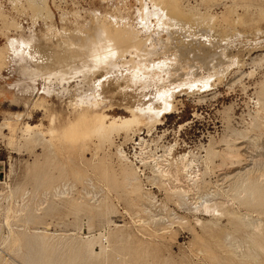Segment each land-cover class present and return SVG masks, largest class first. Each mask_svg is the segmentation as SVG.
I'll return each mask as SVG.
<instances>
[{
  "label": "rangeland",
  "instance_id": "1",
  "mask_svg": "<svg viewBox=\"0 0 264 264\" xmlns=\"http://www.w3.org/2000/svg\"><path fill=\"white\" fill-rule=\"evenodd\" d=\"M141 1L144 19L136 13L137 0H46L52 18L45 19L26 0H0V264H25L31 252H39L46 264H264V0H178L185 13L214 18V30L202 25L190 29L177 22L179 27L176 19L161 26L158 9ZM104 8L120 25L121 11L130 16L135 37H141L148 52L136 57L132 47L110 41L105 46L97 36V18H92L100 17ZM64 21H83L85 36L76 31L65 34ZM61 34L71 35L65 41ZM101 44L117 46L119 58L116 55L110 64L97 61L101 58L95 50H103ZM41 49L51 56L41 54ZM71 51L78 53L74 59ZM180 51L186 56L182 58ZM79 53L84 64L77 61ZM121 56L132 57V62L137 58V64L146 62V67L157 58L166 59L173 74L153 83L151 72L140 70L142 83H131L134 73L125 78L123 74L133 63H121ZM92 64L99 66L97 71ZM166 92L175 96L169 113L162 110ZM95 98L102 100L96 108L107 122L128 118L126 106L135 108L138 122L101 137L82 123L77 135H69L73 129L67 127L77 121L83 102ZM121 151L131 162L121 159ZM153 154L161 155L158 162L167 171L164 175L153 166ZM182 154L186 160L180 159ZM138 156L145 157L143 163ZM180 161L197 172L194 186ZM122 168L136 178L131 185ZM204 203L215 210L206 212ZM36 229L50 232L43 239L49 248L40 250L26 240ZM91 235L96 237L95 253L80 255L74 243ZM99 246H105V253Z\"/></svg>",
  "mask_w": 264,
  "mask_h": 264
},
{
  "label": "bare ground",
  "instance_id": "2",
  "mask_svg": "<svg viewBox=\"0 0 264 264\" xmlns=\"http://www.w3.org/2000/svg\"><path fill=\"white\" fill-rule=\"evenodd\" d=\"M148 1V3H151L152 4V6L154 7V8H156V9H158V12H159V14L162 16V17H160V18H158L159 20H160V23H161V26H162V24H163V26H165V25H167L168 23L169 24H172L171 22H172V20L174 19H176V21H174V23H177V22H180L181 24L180 25H185V27H188V28H190V29H192V28H195L196 26L198 27V26H200V25H202V26H204L203 28L204 29H209V30H214L215 28H216V24H215V22H214V18H211V17H202L201 16V14L200 15H194V14H191V13H185L183 10H181V8H180V6H179V1L178 0H147ZM26 2H27V5H28V7L32 10V11H34V12H36V11H39V13L41 14L40 16L42 17V18H45V19H51L52 18V15H51V12H50V10L48 9V6H47V3H46V0H26ZM137 2L139 3V5H140V7H137L136 8V13H138L137 15L139 16V17H141L142 18V16H144V13L146 12L144 9H145V7H144V9L142 8V4L144 5V2L142 3V1L141 0H137ZM150 4V5H151ZM105 7H106V5H105ZM116 11L118 10V9H115ZM143 10L145 11L144 13H143ZM112 11H113V9H112ZM107 11H106V8H104L103 9V12H102V15L100 16V17H92V18H97V19H94V20H96V22L94 23L95 24V28H97L98 30H99V34L98 33H96V32H94L95 30L98 32V30L97 29H95L94 31H93V33L91 32L92 30H91V28H90V32L92 33V34H94V33H96V35L98 36V38H99V36H100V38L99 39H102L103 41H110V44H111V42L113 43V44H115V45H118V44H120V45H123V46H129V47H132V48H134V50H135V53H133V54H135L134 56H136L137 54L138 55H140V54H144L145 52H148V50H147V48L146 49H143V45L144 44H142L143 42L142 41H140V38L138 39V36H137V38L135 37L136 35H135V33H136V31L134 30V26H132V24H131V22H132V20H131V22H129L130 21V19H131V17L130 16H127L126 14V16L124 17V15L122 14V12L123 11H121V13H120V11H118V13H120V14H118L119 15V17H120V20H122L124 23L123 24H121L120 25V23L119 24H117L118 22H116V23H114L113 21H111V19L108 17V15H107V13H106ZM157 12V11H156ZM74 13V12H73ZM76 13V12H75ZM117 13V12H116ZM155 13V12H154ZM127 14H129V13H127ZM96 15V14H95ZM117 15V14H116ZM65 16V15H64ZM68 16V15H67ZM92 16V15H91ZM94 16V15H93ZM134 16H135V14H134ZM137 16V17H138ZM146 16V15H145ZM156 16V15H155ZM89 17H90V15H89ZM111 17V16H110ZM130 17V18H129ZM158 17V16H157ZM112 18H114V17H112ZM136 18V17H135ZM141 18H139L140 20H142V19H144V17L141 19ZM81 19H83V18H81ZM146 19V18H145ZM150 19V18H149ZM90 20V19H89ZM93 20V19H92ZM113 20V19H112ZM154 20H155V18H154ZM86 21V20H85ZM158 21V20H157ZM142 22H143V20H142ZM156 22V21H155ZM237 22V21H236ZM86 23V22H85ZM133 23V22H132ZM145 23V22H144ZM174 23H173V25H174ZM234 23V22H233ZM92 24V23H91ZM168 24V25H169ZM85 25V24H84ZM90 25V24H89ZM182 25V26H183ZM160 26V25H159ZM170 26V25H169ZM168 26V27H169ZM172 26V25H171ZM176 26H179L178 25V23H177V25ZM167 27V26H166ZM180 27V26H179ZM196 27V28H197ZM206 27V28H205ZM137 28V27H136ZM135 28V29H136ZM170 28V27H169ZM172 28V27H171ZM174 28V27H173ZM176 28V27H175ZM187 28V29H188ZM202 28V27H201ZM83 29V21L81 22V23H79V22H70V23H68V21L66 22V21H64V23H63V26H62V30L61 31H63L65 34H66V32H68V33H72V32H78V34L80 35L82 32H81V30ZM86 29V28H85ZM138 29V28H137ZM181 30H185L186 28H180ZM198 29H200V28H198ZM206 29V30H207ZM183 30V31H184ZM195 30V29H194ZM86 31H87V29H86ZM88 31H89V29H88ZM135 31V32H134ZM225 31V30H224ZM79 32H81V33H79ZM137 32H139L138 30H137ZM61 33V32H60ZM63 33V34H64ZM67 33V34H68ZM89 33V32H88ZM192 33V32H191ZM193 33H195V32H193ZM193 33H192V35H193ZM220 33H222V36H223V34L225 33V32H223L222 30H220ZM84 34V35H83ZM69 35H71V34H69ZM68 35V36H69ZM74 36L73 37H75V36H77L76 34H73ZM82 35L83 36H85V33H82ZM138 35H140L139 33H138ZM191 35V34H190ZM195 35H196V33H195ZM227 35V34H226ZM56 37H57V35H55ZM61 38L60 39H65V41L68 39V38H70V36L68 37L67 36V38H65V37H63V35L61 34ZM65 36V35H64ZM87 36V35H86ZM96 36V37H97ZM78 37V36H77ZM88 37H89V35H88ZM95 37V36H94ZM198 37V36H197ZM82 38H84V37H82ZM209 38V37H208ZM222 38V37H221ZM225 38V37H224ZM57 39V38H56ZM63 39V40H64ZM76 39V38H75ZM75 39H74V41H75ZM85 39H87L86 37H85ZM58 40V39H57ZM79 40V39H78ZM91 40H93V38L91 39ZM95 40H98V39H96V38H94V41ZM101 40V41H102ZM142 40V39H141ZM144 40V39H143ZM52 41H54V40H52ZM50 42V43H52V45L50 44V46H53V43L54 42ZM58 41H61V40H58ZM64 41V42H65ZM69 41V40H68ZM67 41V42H68ZM72 41H73V39H72ZM71 41V42H72ZM84 41V40H83ZM100 41V42H101ZM65 43V44H68V43ZM76 42V41H75ZM79 42H81V39H80V41ZM85 42V41H84ZM83 42V43H84ZM89 42H90V40H89ZM89 42L87 43V45L89 44ZM92 43H93V41H91ZM97 42V41H96ZM105 42L103 43V45L105 44ZM147 42V41H146ZM59 43H62L63 44V42H59ZM72 43H74V42H72ZM72 43H71V45H72ZM82 43V44H83ZM98 43V42H97ZM107 43H108V45H110L109 44V42H106V44H105V46L107 45ZM56 44H57V41H56ZM70 44V43H69ZM91 44V43H90ZM93 44H95V43H93ZM146 44V43H145ZM48 45V44H47ZM61 45V44H60ZM78 46V48H79V45L78 44H75V46ZM80 45H81V43H80ZM96 45H98V44H96ZM102 44H101V48H102V46H103ZM115 45H113V47H114V49L112 48V47H105V46H103L104 48H103V50H101V49H97V50H95L94 52H95V56H99L100 58H101V60H97V61H99V62H101V63H103V62H107V63H109V62H111V61H114V60H116L115 58H116V55L119 53V51H118V53H116L115 54V50H116V48H118L117 46H115ZM120 45H118V46H120ZM56 46V45H55ZM54 46V47H55ZM66 47H67V45H65ZM73 47H74V45H72ZM71 46V47H72ZM84 46V45H83ZM82 46V47H83ZM94 46V45H93ZM99 46V45H98ZM53 47V48H54ZM58 47H59V45H58ZM57 47V48H58ZM62 48H64L63 47V45L61 46ZM71 47L69 48V46H68V51L71 49ZM81 47V48H82ZM91 47V46H90ZM97 47V46H96ZM116 47V48H115ZM121 48H122V46H120ZM120 47H119V50H121L120 49ZM146 47V46H145ZM77 48V49H78ZM128 48V47H127ZM59 49V48H58ZM57 49V50H58ZM61 49V48H60ZM76 49V48H75ZM84 49V48H83ZM87 49V48H86ZM149 49V48H148ZM153 49V48H152ZM64 50V49H63ZM71 50H73V48L71 49ZM88 50V49H87ZM86 50V51H87ZM93 50V49H92ZM126 50V49H125ZM129 50V49H128ZM150 50H151V48H150ZM41 51H42V53L41 54H43L44 56H46V57H50L51 56V53L50 52H48L47 50H43V49H41ZM65 51V50H64ZM78 51V50H77ZM76 51V52H77ZM80 51V50H79ZM123 51V50H122ZM130 51H133L131 48H130ZM130 51H127V52H130ZM63 52V51H62ZM71 52H73V51H71ZM76 52H73V59H74V56H75V54L74 53H76ZM82 53H83V51H81ZM126 52V51H125ZM124 52V53H125ZM127 52H126V54H127ZM184 52V51H183ZM185 52H186V50H185ZM54 53V52H53ZM56 53V52H55ZM64 54L66 53V52H63ZM90 52H88V54H89ZM123 53V54H124ZM149 53H151L150 51H149ZM149 53H147L148 55H149ZM179 53H181V51L179 52ZM57 54V53H56ZM67 54V53H66ZM69 54V53H68ZM67 54V55H68ZM70 54H72V53H70ZM69 54V55H70ZM77 55H78V53H76ZM88 54L86 53V55H87V57H88ZM94 54V53H93ZM120 54V53H119ZM122 54V55H123ZM129 54V53H128ZM142 54V55H143ZM182 54L183 53H181L180 55L182 56ZM185 54V53H184ZM183 54V56H186V55H184ZM0 55H2L1 53H0ZM58 55V54H57ZM85 55V54H84ZM125 55V54H124ZM123 55V56H124ZM132 55V54H131ZM141 55V56H142ZM146 55V54H145ZM62 56V55H61ZM71 57H72V55H70ZM68 57V58H71V57ZM91 56V55H90ZM94 56V55H93ZM93 56H91V57H93ZM94 56V57H95ZM118 56V55H117ZM123 56H121L120 58H121V63H127V64H130V63H133V65H132V67H129V69H131L130 71H128V73L126 74H123V77L125 78L126 76H128V75H130L131 76V74H133L134 73V75H132V79L130 78V76L127 78V79H131V83H136V82H141V81H143L144 79H142V76L144 75V74H141V75H139V71L140 70H143V72L144 71H146L147 73L150 71L151 72V75H150V77H152V79L151 78H148V80L149 79H151L150 81L151 82H153L154 83V81H156V83H158L159 81H162V80H164V79H166V78H168L169 76H172V72H173V70H172V72L170 71V69L171 68H169L171 65H169V63L166 61V59L164 60V59H159V58H157L156 59V62H155V64L152 66V65H147V67H146V65L144 66V64L146 63V62H144V61H141V62H144V64L142 65L141 63L138 65L137 64V62H136V60H137V58H136V60H134V62H132L133 60H132V57H128L129 59H124V57ZM133 56V55H132ZM176 56V55H175ZM183 56H182V58H183ZM53 57V56H52ZM66 57V56H65ZM77 57V61H79L80 62V59L78 60V57H81V55H80V53H79V56H76ZM85 57V56H84ZM137 57V56H136ZM140 57V56H139ZM146 57H148V56H146ZM55 58V57H54ZM68 58H67V60H68ZM96 58V57H95ZM95 58H93V59H95ZM98 58V57H97ZM118 58H119V56H118ZM142 58H143V56H142ZM145 58V57H144ZM174 58V57H173ZM176 58V57H175ZM48 59V58H47ZM60 59V58H59ZM72 59V58H71ZM72 59V60H73ZM84 59V58H83ZM88 60L90 59V57H88L87 58ZM146 59V58H145ZM177 59V58H176ZM54 60V59H53ZM62 60H64V58L62 59ZM86 60V59H85ZM96 60V59H95ZM142 60H144V59H142ZM179 60V59H178ZM58 61V60H57ZM76 61V62H77ZM82 61H84V60H81V64L83 63ZM92 61V60H91ZM117 61H119L118 59H117ZM170 61V60H169ZM173 61H174V59H173ZM176 61V60H175ZM238 61V60H237ZM51 62H53L52 60H51ZM58 62H60V60L58 61ZM62 62V61H61ZM65 62H66V60H65ZM86 62V61H85ZM90 62V61H89ZM93 62V61H92ZM98 62V63H99ZM129 62V63H128ZM63 63V62H62ZM66 63H68V61L66 62ZM65 63V64H66ZM71 63V62H70ZM75 63V62H74ZM88 63V62H87ZM87 63H85V66H88V65H86ZM94 63V62H93ZM114 63V62H113ZM120 63V62H119ZM139 63V62H138ZM170 63H172L171 61H170ZM177 63V62H176ZM56 64V63H55ZM84 64V63H83ZM89 64H91V63H89ZM95 64V63H94ZM110 64V63H109ZM108 64V65H109ZM147 64V63H146ZM60 64H57V66H59ZM71 65V64H70ZM75 65V64H74ZM96 65V64H95ZM116 65V64H115ZM120 65V64H119ZM124 65V64H123ZM175 65H177V64H175ZM63 66V65H62ZM65 67H67V65H64ZM64 66H63V68H64ZM78 67L80 66L79 65V63H78V65H77ZM94 65L92 64V67H93ZM102 66V65H101ZM100 66V67H101ZM107 66V65H106ZM113 66V65H112ZM121 66V65H120ZM69 67V66H68ZM73 67V66H72ZM76 67V66H75ZM81 67H82V65H81ZM81 67H79V68H81ZM91 67V68H92ZM97 67V69H96V71L98 70V67L99 66H96ZM96 67H93V68H96ZM111 67V66H110ZM117 67H118V65H117ZM123 67V66H122ZM128 67V66H127ZM82 68H85V67H82ZM89 68H90V65H89ZM175 68V67H174ZM77 69V68H76ZM87 68H85V72L87 71L86 70ZM101 69V68H100ZM111 69V68H110ZM172 69H173V67H172ZM59 70H60V68H59ZM71 70V69H70ZM81 70V69H80ZM92 70V69H91ZM90 70V72L92 73V71ZM103 70H104V68H103ZM106 70V69H105ZM72 71V70H71ZM75 71V70H74ZM95 70H93V72H94ZM95 71V72H96ZM174 71H175V69H174ZM66 72H67V70H66ZM69 72V71H68ZM82 72H83V70H82ZM145 72V73H146ZM88 71H87V73L86 74H84V75H88ZM169 73H172L171 75L169 74ZM77 74V73H76ZM83 74V73H82ZM191 74V73H190ZM79 75H81V74H79ZM74 76V75H73ZM139 76H141V77H139ZM82 77H85V76H82ZM122 77V76H121ZM123 77H122V79H123ZM77 78V77H76ZM87 79V78H86ZM126 79V80H127ZM146 79V78H145ZM147 80V79H146ZM167 80V79H166ZM67 81V80H66ZM69 81V80H68ZM85 81V80H84ZM158 81V82H157ZM147 82V81H146ZM162 82H164V81H162ZM142 83V82H141ZM147 83H149V81L147 82ZM152 83V84H153ZM159 83H161V82H159ZM140 84V83H139ZM144 84V83H143ZM146 85V84H145ZM196 89V88H195ZM170 91V90H169ZM97 93V92H96ZM91 95V94H90ZM162 95V94H161ZM174 97L175 96H173L172 94H170V93H168V92H166V94H164V95H162V98H161V101H162V103L164 104V107H163V109L162 110H167L166 111V113H169V112H171L172 111V109L174 108ZM88 98V97H87ZM87 98H86V100H87ZM92 102L91 103H86V104H84V102H83V105L80 107V109H81V113H78L79 114V116L77 117V121L76 122H73L72 121V124H70L68 127H67V125H66V127L67 128H69V129H73L70 133H69V135H77L78 134V131H77V127L79 126V125H81L82 123H87L86 125V129L88 130H90L89 131V133L90 132H93V133H95V134H98V135H100V137L102 136V134H105V133H108V132H110V131H112V130H114V129H124V130H127L133 123H135V122H138V117L136 116V114H135V112H134V110H135V108H132V107H129V106H126V109L127 110H129L130 112H131V115L128 117V118H124V119H117V118H112V119H110L109 120V122H107L106 121V115L104 114V113H102V112H100L99 110H97V105L98 106H100L99 104H100V102H102V100L100 101L99 99H93V100H91ZM79 102V101H78ZM77 102V103H78ZM82 102V101H81ZM88 102V101H87ZM78 104H80V103H78ZM160 107V106H159ZM143 111V110H142ZM159 111V110H158ZM87 113H89V114H87ZM151 119L153 120V121H155L156 123H159L158 122V120H157V118H155L154 116H152L151 117ZM160 121V120H159ZM161 122V121H160ZM65 127V128H66ZM67 128L65 129V131L63 130V133L65 134L66 133V130H67ZM81 134V133H80ZM107 135V134H106ZM94 136V135H93ZM95 137H96V135H95ZM29 138V137H28ZM103 138V137H102ZM83 139V138H82ZM101 138H99V140H100ZM106 140V139H105ZM142 141H144L143 139H141ZM101 141V140H100ZM138 144H140V143H138ZM170 147V146H169ZM170 148H172V147H170ZM170 148H169V150H170ZM144 150V149H143ZM146 152V151H145ZM145 152H143V153H145ZM140 153V152H139ZM119 155H120V157H121V159L122 160H125V161H127V162H131V160H129L128 159V157L124 154V152H119ZM141 155V154H140ZM144 155V154H143ZM142 155V156H143ZM150 155V154H149ZM152 155V154H151ZM154 156L153 157H151V160L152 159H154V160H152V161H154V167L156 168V170H157V172H158V174H160V175H164L165 174V172H167L166 170H164L163 169V165H159V160L161 159V155H155V154H153ZM162 155H163V153H162ZM185 155L186 154H182V155H180V159L182 160V159H184L185 158ZM136 156H137V154H136ZM147 156V155H146ZM187 156V155H186ZM134 157H135V155H134ZM139 157V156H138ZM149 157V156H148ZM144 159H145V157H143ZM143 158H140L139 157V160L140 161H142L141 163H143ZM147 160V159H146ZM162 160V159H161ZM163 160H164V158H163ZM184 160H186V159H184ZM166 161V160H165ZM145 162V161H144ZM181 162V161H180ZM153 163V162H152ZM161 163V162H160ZM165 163V162H164ZM168 163V162H167ZM187 163V162H186ZM145 164V163H144ZM144 164H142V165H144ZM180 164H182V167H183V169H184V172H185V177L187 178V180H189V181H191L190 183H192V185L194 186V183H195V179H196V177L198 178V176H196V173L194 172V170L193 171H190L191 169H189L188 168V166H189V164H185V163H183V162H181ZM162 167V168H161ZM167 167V166H166ZM174 168H176V167H174ZM129 170V169H128ZM152 171L153 170H155V169H151ZM155 170V171H156ZM130 171V170H129ZM171 171V170H170ZM180 171H182V170H180ZM196 171V170H195ZM122 172H123V174H124V176H125V179L127 180V184H130L131 185V183H130V181H132V179H136V178H130V177H128L127 176V172H126V169H124V168H122ZM133 173H136V171L135 172H133ZM169 173V172H168ZM181 173V172H180ZM174 174V173H173ZM199 174V173H198ZM131 175V174H130ZM167 175H169V174H167ZM135 176H136V174H135ZM158 176V175H157ZM174 177L173 178H175V175H173ZM176 176H177V173H176ZM182 177V176H181ZM184 177V176H183ZM161 178H163V177H161ZM185 178V179H186ZM164 180V179H163ZM177 180V179H176ZM175 180V181H176ZM174 181V180H173ZM178 181V180H177ZM135 182V181H134ZM187 182V181H186ZM136 183H137V181H136ZM164 183H166V182H164ZM180 183V182H179ZM184 183V182H183ZM189 183V182H188ZM248 183V182H247ZM135 185V184H134ZM134 185H133V187H134ZM248 185H250V183L248 184ZM248 185H246V187L248 186ZM136 187V186H135ZM175 187V186H174ZM186 187H187V185H186ZM191 187V186H190ZM250 187H251V185H250ZM259 187V186H258ZM257 186H256V188H258ZM126 188V187H125ZM137 188V187H136ZM183 188V187H182ZM188 188V187H187ZM248 188H249V186H248ZM252 188V187H251ZM255 187H253V191L254 190H257L256 188L254 189ZM127 189V188H126ZM138 189V188H137ZM174 189V188H173ZM178 189V188H177ZM189 189V188H188ZM245 189V188H244ZM250 189V188H249ZM259 189V188H258ZM176 190V189H175ZM175 190H173L174 192H175ZM180 190H182L183 192H186L187 190L185 189V191L183 190V189H181L180 188ZM241 190V189H240ZM247 190V189H246ZM260 191H262L261 190V188L259 189ZM259 190H258V192H259ZM130 191V190H129ZM171 191V190H170ZM248 191V190H247ZM246 191V192H247ZM253 191H252V193H253ZM131 192V191H130ZM249 192H251V189L249 190ZM257 192V193H258ZM88 193V192H87ZM90 193V192H89ZM88 193V194H89ZM132 193V192H131ZM91 194V193H90ZM254 194L255 193H253L252 195L254 196ZM259 195L260 194H262V193H258ZM87 195V194H86ZM247 194H245V196H246ZM251 195V196H252ZM258 195V196H259ZM262 195H264V194H262ZM92 196V195H91ZM147 196V195H146ZM146 196L144 197L145 199H146ZM249 196H250V194H249ZM247 197V196H246ZM255 197V196H254ZM253 198V197H252ZM256 199L258 198V197H255ZM260 198V197H259ZM258 198V199H259ZM148 199V198H147ZM146 199V200H147ZM242 199V198H241ZM250 199V198H249ZM249 199H248V201H249ZM257 199V200H258ZM261 199V198H260ZM260 199H259V201H260ZM257 200H253L254 201V203L255 204H258V202L259 201H257ZM255 201H257V203L255 202ZM149 203V202H148ZM240 203H242V201L240 202ZM249 204V203H248ZM250 204H251V202H250ZM253 204V203H252ZM262 204H264V203H262ZM247 205V204H246ZM248 206H250V205H248ZM253 206H255L254 204H253ZM258 206V205H257ZM256 206V207H257ZM261 206V205H260ZM202 207L204 208L203 210H207L206 212H208L209 210H215V206H214V208L211 206V204L210 205H208L207 203H204L203 205H202ZM20 208V207H19ZM145 208H147V207H145ZM229 208V210H230V207H228ZM10 209V208H9ZM23 209V208H22ZM27 209V208H26ZM25 210V209H24ZM28 210H29V208H28ZM147 210H149V209H147ZM232 210V212L233 213H235L236 212V210H235V212L233 211L234 209H231ZM238 210V209H237ZM7 211V210H6ZM26 211V210H25ZM24 211V212H25ZM30 211V210H29ZM217 211H218V208H217ZM239 211V210H238ZM237 211V212H238ZM148 212V211H147ZM210 212V211H209ZM229 212V211H228ZM9 213V212H8ZM7 213V214H8ZM16 213V212H15ZM18 213V212H17ZM16 213V214H17ZM30 213V215H31V212H29ZM33 213H34V211H33ZM213 213V212H212ZM231 213V212H230ZM20 214V213H19ZM18 214V215H19ZM24 214V213H23ZM26 214H28V213H26ZM35 214V213H34ZM229 214V213H228ZM238 214V213H237ZM241 213H239L238 215H240ZM29 215V214H28ZM36 215V214H35ZM34 215V216H35ZM236 215V214H235ZM247 215V214H246ZM245 215V216H246ZM9 216V215H8ZM7 216V217H8ZM248 216V215H247ZM246 216V217H247ZM23 218H24V216H22ZM26 217V216H25ZM29 216H27V218H28ZM232 217V216H231ZM244 217V216H243ZM245 217V218H246ZM31 219V218H30ZM29 219V220H30ZM234 219V218H233ZM7 221V219L5 218L4 219V221ZM32 220V219H31ZM247 220V219H246ZM6 221L4 222L5 223V225H6ZM25 221V220H24ZM3 223V222H2ZM27 223V222H26ZM236 223V222H235ZM25 224V223H24ZM248 224V223H247ZM246 224V225H247ZM249 224H250V222H249ZM253 225V224H252ZM252 225H250L251 227H252ZM7 227V226H6ZM26 227H28V226H26ZM25 227V228H26ZM206 227V226H205ZM208 227V226H207ZM258 227H259V225H258ZM9 228H10V226H9ZM209 228V227H208ZM234 228V227H233ZM236 228V227H235ZM248 228V227H247ZM260 228V227H259ZM241 230L243 229V228H240ZM239 229V230H240ZM256 229H258L257 228V226H256ZM7 230H9V229H7ZM33 230V229H32ZM210 230V229H209ZM245 230H246V228H245ZM24 231H25V229H24ZM248 231V230H247ZM256 232H258V230H255ZM260 231V230H259ZM1 232V231H0ZM13 232V231H12ZM48 232V231H47ZM47 232L46 231H43V230H38V229H36V230H34L33 231V233L32 234H30V236L29 237H26V240H28V241H30V240H32L34 243H35V245L37 244V246H38V248H40V250H44V249H46L47 247L49 248V245L48 244H46L45 242H44V240L43 239H45V237H46V239H48L47 238V236L46 235H48L49 236V233L50 232H48V234H47ZM52 233V232H51ZM262 233H264V232H262ZM9 234V233H8ZM16 234V233H15ZM28 234V233H27ZM55 234V233H54ZM70 234V233H69ZM73 234V233H72ZM25 235H26V233H25ZM29 235V234H28ZM52 235V234H51ZM229 235V234H228ZM251 235V234H250ZM250 235H248V236H250ZM2 236V235H1ZM92 236V235H91ZM259 236V234L257 235V237ZM262 236H264V234H262ZM4 237H6V236H4ZM9 237V236H8ZM53 237V236H52ZM51 237V238H52ZM55 237V236H54ZM54 237L52 238V240H54ZM76 237V236H75ZM85 237H87V236H85ZM1 238V237H0ZM11 238V237H10ZM50 237H49V239H51ZM82 238H84V237H82ZM90 238V237H89ZM96 238V237H95ZM95 238H94V236H92L90 239H88V240H86L85 242H79V243H74L75 242V239L73 240L74 242V245H73V247L75 246V248H76V251L77 250H79L78 252L80 253V255H85V257L87 256H91V255H93L94 253H93V249L94 248H92L93 247V244H95ZM101 238V237H100ZM262 238V237H261ZM3 239H5V238H3ZM12 239H13V237H12ZM78 239V238H77ZM104 239V238H103ZM106 239V238H105ZM255 239V238H254ZM2 240V239H1ZM11 240V239H10ZM83 240H85V239H83ZM249 240V239H248ZM14 239H13V242H11V243H13V245L16 243V241H15V243H14ZM48 241H51V240H48ZM48 241H46L47 243H48ZM69 241V240H68ZM82 241V240H81ZM101 241V240H100ZM3 242V241H2ZM19 242H21V241H19ZM54 242V241H53ZM33 243V244H34ZM50 243H52V242H50ZM67 243V242H66ZM71 243H72V241H71ZM72 243V244H73ZM253 243H254V241H253ZM26 244V243H25ZM31 245V246H34V248H36L37 246H35V245ZM58 244V243H57ZM63 244V243H62ZM258 244V243H257ZM10 245V244H9ZM20 245V244H19ZM29 245V244H28ZM28 245L26 244V246L28 247ZM228 245H230V244H228ZM12 246V245H11ZM25 246V245H24ZM23 246V247H24ZM31 246H29V247H31ZM53 246V245H52ZM64 246V245H63ZM68 246V245H67ZM72 246V245H71ZM70 246V248H72ZM231 246V245H230ZM250 246H252V245H250ZM258 246H260V245H258ZM4 247V246H3ZM8 247V246H7ZM20 247V246H19ZM105 247V246H104ZM104 247H100L99 246V248L101 249V251H103L104 252V250L106 251V249L104 248ZM262 246H260L259 247V249L261 248ZM53 248V247H52ZM51 248V249H52ZM68 248H69V246H68ZM229 248V247H228ZM231 248V247H230ZM249 248V247H248ZM5 249H7V248H5ZM18 249H20V248H18ZM28 249V248H27ZM37 249V248H36ZM36 249H34L33 251H35ZM50 249V251H52ZM74 249V248H73ZM13 250V249H12ZM23 250V249H22ZM248 250V249H247ZM253 250V249H252ZM8 250H6V252H7ZM17 251V250H16ZM26 251H28V250H26ZM36 251H38V250H36ZM47 251V250H46ZM49 251V252H50ZM73 252H74V250H72ZM254 251V250H253ZM261 251H262V249H261ZM3 252V251H2ZM29 252V251H28ZM41 252V251H40ZM48 252V251H47ZM231 252V251H230ZM242 252H244V251H242ZM258 252V251H257ZM16 253V252H15ZM32 254L31 255H33V253L34 252H31ZM39 253V252H38ZM37 253V255H39ZM41 253H43V251L41 252ZM44 253H45V251H44ZM79 253H75V254H79ZM105 253V252H104ZM241 253V252H240ZM246 253V252H245ZM245 253H244V256H245ZM253 253V252H252ZM259 253V252H258ZM1 254V253H0ZM11 254H13V251L11 252ZM20 254V253H19ZM25 254V253H24ZM23 254V255H24ZM30 254V253H29ZM26 255V257L24 258V263L25 264H40L37 260H39V261H41L42 260V263H44L43 262V258L44 257H40V255H39V259H37V260H35L36 259V257L38 258V256L36 255V253H34L35 255H33V256H31V255ZM230 254V253H229ZM231 254H232V252H231ZM230 254V255H231ZM234 254V253H233ZM247 254V253H246ZM250 254H251V252H250ZM261 254H264V253H261ZM3 255V254H2ZM21 255V254H20ZM43 256H44V254H42ZM237 255V254H236ZM235 255V256H236ZM4 256V255H3ZM22 256V255H21ZM36 256V257H35ZM78 256V255H77ZM234 256V255H233ZM233 256H232V258H233ZM238 256V255H237ZM242 256V255H241ZM243 256V257H244ZM252 256V255H251ZM251 256H249V257H251ZM256 256V255H255ZM32 257V258H31ZM48 257V256H47ZM243 257H241V258H243ZM246 257V256H245ZM248 257V256H247ZM254 257V256H253ZM253 257H251V258H253ZM35 258V259H34ZM250 258V259H251ZM2 260H3V258H1ZM34 259V260H33ZM47 258L45 257V260H46ZM75 259V258H74ZM73 259V260H74ZM234 260H235V258H233ZM240 259V258H239ZM246 259V258H245ZM257 259V258H256ZM4 260H5V258H4ZM10 260V259H9ZM238 260V259H237ZM236 260V261H237ZM248 260V259H247ZM246 260V261H247ZM254 260V259H253ZM253 260L251 259V260H249V261H252L253 262ZM6 261V260H5ZM17 261V260H16ZM53 261V260H52ZM51 261V262H52ZM76 261V260H75ZM245 261V262H246ZM4 262V261H3ZM50 262V261H49ZM261 262V261H260ZM7 262H5V264H6ZM54 263V262H53ZM52 263V264H53ZM75 262L73 261V264H74ZM243 263V262H242ZM255 263V262H254ZM253 263V264H254ZM262 263H264V262H262ZM1 264H2V262H1ZM11 264H12V261H11ZM13 264H16V262L15 263H13ZM44 264H46V263H44ZM48 264V263H47ZM49 264H51V263H49ZM55 264V263H54ZM70 264H71V262H70ZM247 264V263H246ZM257 264V263H256Z\"/></svg>",
  "mask_w": 264,
  "mask_h": 264
}]
</instances>
